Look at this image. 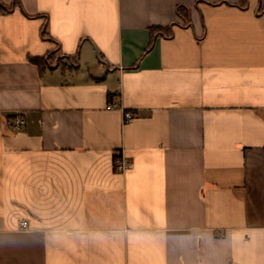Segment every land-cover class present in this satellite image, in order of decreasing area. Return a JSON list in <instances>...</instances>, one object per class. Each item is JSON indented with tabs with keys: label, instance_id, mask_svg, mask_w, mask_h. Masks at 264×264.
I'll return each mask as SVG.
<instances>
[{
	"label": "crops",
	"instance_id": "1",
	"mask_svg": "<svg viewBox=\"0 0 264 264\" xmlns=\"http://www.w3.org/2000/svg\"><path fill=\"white\" fill-rule=\"evenodd\" d=\"M0 264H264V0H0Z\"/></svg>",
	"mask_w": 264,
	"mask_h": 264
},
{
	"label": "built area",
	"instance_id": "2",
	"mask_svg": "<svg viewBox=\"0 0 264 264\" xmlns=\"http://www.w3.org/2000/svg\"><path fill=\"white\" fill-rule=\"evenodd\" d=\"M108 108L112 109V108H115V106L114 105H109ZM133 118H134L133 113H131L129 111H126V110L124 111V123L130 122ZM14 124H15V126L17 128H21V127H23L26 124V120L23 117H18L15 120ZM130 166L131 165L129 163H127V161L125 160L124 157L117 158L116 163H115V167L119 171H124V170L128 169ZM22 225L26 227L27 226V222L23 221Z\"/></svg>",
	"mask_w": 264,
	"mask_h": 264
},
{
	"label": "trees",
	"instance_id": "3",
	"mask_svg": "<svg viewBox=\"0 0 264 264\" xmlns=\"http://www.w3.org/2000/svg\"><path fill=\"white\" fill-rule=\"evenodd\" d=\"M177 13L180 17H183V18H187L188 16V11H187V8L183 5H180L178 6L177 8ZM167 31H164L165 34H167L169 31L168 29H166ZM159 31H163L162 28H153L151 29V42H150V45H149V48H152L154 43H155V35L156 33H158ZM33 62H35L36 64H38L40 66V68H42L43 64H46V60L45 59H42V58H34V59H31ZM112 94H110L111 96Z\"/></svg>",
	"mask_w": 264,
	"mask_h": 264
},
{
	"label": "rangeland",
	"instance_id": "4",
	"mask_svg": "<svg viewBox=\"0 0 264 264\" xmlns=\"http://www.w3.org/2000/svg\"><path fill=\"white\" fill-rule=\"evenodd\" d=\"M51 56H52V60H51V62L53 63L54 61L57 60V55H56V54H52ZM42 67H45V64H43Z\"/></svg>",
	"mask_w": 264,
	"mask_h": 264
}]
</instances>
